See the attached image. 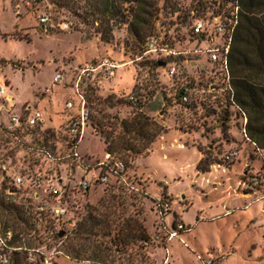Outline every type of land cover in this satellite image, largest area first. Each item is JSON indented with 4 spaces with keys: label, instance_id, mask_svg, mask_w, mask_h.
<instances>
[{
    "label": "rangeland",
    "instance_id": "rangeland-1",
    "mask_svg": "<svg viewBox=\"0 0 264 264\" xmlns=\"http://www.w3.org/2000/svg\"><path fill=\"white\" fill-rule=\"evenodd\" d=\"M51 1L60 3L54 21L67 23L68 29L43 33L20 0H0V84L11 88L17 100L15 111L21 105L36 107L45 119L40 131L49 129L48 147L55 154L65 153L63 103L77 106L75 81L80 69L107 61L113 66L111 74L90 75L77 88L86 101L90 122L75 151L90 165L104 163V140L114 141L120 122L135 114L148 117L147 138L157 135L142 155L125 150L111 154L126 164V179L121 183L91 187L86 194L77 193L76 188L68 192L63 201L65 219L73 227H65L67 236L62 240L54 239L52 227L46 226L48 214L33 226L34 231L25 232V239L32 240L30 248L41 252L26 253L28 262L203 264L210 259L215 264H264V182L257 189L245 184L264 171V151L242 137L241 116L234 106H227L226 77L219 63L210 62L206 54L207 49L225 45L215 28L227 24L206 18L202 36H192L191 28L201 18L181 23L175 19L178 13L172 12L183 11L192 0H158L152 37L159 47L167 43L168 50L147 53L143 46L139 54L133 51L126 25L114 24L109 43L100 39L99 14L92 12L88 0ZM56 73L64 79L55 85ZM184 90L187 105L180 100ZM133 139L144 144L143 138L125 136L128 145H133ZM231 151L237 156L222 163L221 157ZM12 159L17 161L18 154ZM200 159L204 162L198 170ZM223 164L227 168L218 166ZM51 168L45 165L42 173ZM100 173V168L91 169L90 175L77 169L71 187L83 177L90 180ZM61 174H66L64 166ZM27 198L23 192L0 194V223L10 225L7 207H20L25 217L32 218L36 205H28ZM159 203L170 205L162 218L155 211ZM174 217L184 230L170 239ZM79 223L85 231L73 237ZM34 234H42L41 241ZM139 234H145L149 242L136 240L129 247L116 244L120 235L130 239Z\"/></svg>",
    "mask_w": 264,
    "mask_h": 264
},
{
    "label": "trees",
    "instance_id": "trees-1",
    "mask_svg": "<svg viewBox=\"0 0 264 264\" xmlns=\"http://www.w3.org/2000/svg\"><path fill=\"white\" fill-rule=\"evenodd\" d=\"M88 1L91 4L90 8L92 9V12L94 11V14H99L97 21H99V26H101L102 29L99 27L97 34L104 43H109L112 40L114 24L118 26L126 25V33L128 38L131 40L133 51L139 54L143 52V46L145 47L146 40L149 37H152L155 30V24L158 20V0ZM54 4L56 7L60 6L59 2H55ZM183 9V11L179 9L172 10L174 14L178 13L175 19L181 23H190L197 17L201 18V20L197 21H202L206 18H209V20L216 18L221 22H225L223 24H227L229 28H232L231 39L226 56L227 70L225 71L220 67L227 81V106H234L241 116L242 137L254 146L256 150L264 151V0H192L191 4ZM192 28L190 31L192 36H202V33L194 34ZM162 45L169 46L167 43H163ZM206 54L209 58V54ZM209 61L211 62L210 58ZM185 90L182 91L180 95V100L183 105L188 104V102L184 103L182 101L183 97L188 96ZM151 111L153 112L156 110L153 109ZM223 112L225 117H227L228 110ZM18 113H20V109ZM148 122L149 119L144 114H135L130 120H122L120 122L121 131L117 134L115 140L110 143L107 141L108 137L104 140L106 145V154L111 156L114 152H121L125 150L132 153L133 156L142 155L145 151H147L148 145L153 142L154 137L157 135L156 132L155 135L147 138L149 135L147 134L145 128ZM44 124L45 119L43 124H41V127ZM48 130L49 129L46 131L39 130L40 136L43 139L36 143L38 146H46L47 141L50 138V134L47 133ZM131 134H133V136H137L138 138H143L144 144L135 143L134 141L136 139H133V145H128L125 140V136H130ZM223 156L221 157L222 163L226 164ZM203 162L204 159H200L197 165L198 170H200V165ZM123 164L126 171V164L124 162ZM224 164L218 166L227 168V165ZM201 171L204 170L202 169ZM124 176L126 179L125 173ZM121 182L122 181L120 180H116L111 184V186ZM9 190H12L13 193L9 194ZM22 192L29 193V191H15L12 189V187L8 185V181L3 179L0 173V194L10 196ZM41 196L43 195L40 194L39 198H41ZM38 199H28L30 200L28 205H34ZM65 199H67V197L61 200L60 203L64 204L63 201ZM44 200L47 201L48 199ZM5 210L10 215V225H3V228L9 229L12 232L13 241L11 244L21 243L26 249L30 248L32 246V240L25 239L24 233H29L32 230L34 231L33 226L39 224L40 222L42 223L44 217H47V214L49 216L45 219V224L46 226L52 227L50 228L51 231L54 228L55 218L49 213H36L35 206L31 210L33 214L32 218L29 216L25 217L23 210L17 206L12 208L7 207ZM65 216L60 221V224H57L62 228H64L65 224L69 222L65 219ZM82 226V223L77 224L73 237L83 234L85 229ZM176 226L177 222L174 217L171 227L172 229H175ZM45 229L47 230V228ZM60 232L54 234L53 238L62 240L63 237L67 236L65 234L63 237L59 238L58 234ZM34 233L37 232L35 231ZM33 237L41 241L42 234H34ZM136 240H141L145 243L149 242V238L145 234L142 236L140 234L138 236L132 235L130 239H127L125 235H120L116 244L122 245L123 247H129L130 245H133V242ZM162 245H165V242L162 241ZM71 250H73V248ZM74 260L77 261L75 258ZM93 263L101 264L99 261H93ZM10 264L33 263L28 262L26 252H14L10 258Z\"/></svg>",
    "mask_w": 264,
    "mask_h": 264
},
{
    "label": "built area",
    "instance_id": "built-area-1",
    "mask_svg": "<svg viewBox=\"0 0 264 264\" xmlns=\"http://www.w3.org/2000/svg\"><path fill=\"white\" fill-rule=\"evenodd\" d=\"M20 2L26 11L35 17L41 32L50 33L53 29L66 30L69 28L67 23L54 21L56 5L51 0H20ZM192 29L194 34H201L205 30V23L197 21L193 24ZM215 32L224 37L225 45L207 49L206 53L209 54L211 62L219 63L220 67L226 71V56L232 28L219 24L216 25ZM145 48L147 53L167 52L168 50L167 45L159 47L154 37L148 39ZM112 67L109 62L103 61L97 65H86L79 70L75 81L77 106L74 109L71 101H65L62 107L66 113L63 121L65 153L58 152L55 154V150L48 147L50 142H47L45 147L36 144L41 140L39 130L44 122L43 114L32 105H21L20 113L16 112L17 100L11 88L8 85L0 84V173L15 191H29L28 199L35 200L40 197V194L43 195L34 204L37 205L35 212L38 214L49 213L55 218V225L51 231L52 235L64 231L65 227L67 229L73 227L69 222L65 224L64 228L57 225L67 213L66 206L60 201L68 196V192L76 188L77 193L86 194L93 186L111 185L116 180L124 181L125 179V166L121 160L105 154L106 161L104 163L98 162L95 165H90L75 151L77 143L82 139L84 129L90 122V113L86 101L77 88L82 80L87 79L90 75L94 76L100 72L111 74ZM169 73L173 75L175 68L171 67ZM63 79L61 73H56L53 83L59 84ZM44 92L48 93L49 89H45ZM182 101L187 103L188 97H183ZM16 153L18 160L14 161L12 157ZM236 156V151L228 152L223 156L224 162L230 163ZM45 165H51L53 168L49 169L47 173H42V168ZM62 166L65 167L66 174H61ZM93 168L101 169L99 176H94L90 180L83 177L75 186L71 187L70 179L75 170L80 169L88 174ZM263 182L264 171H259L245 184L250 189H257ZM8 193L12 194L13 192L9 190ZM262 197L264 198V196ZM155 211L159 218H162L170 211V205L159 203V205H155ZM180 230H184V226L177 224L176 228L172 229L169 238L177 236L176 232ZM154 238L157 239L158 237L155 236ZM12 241V232L9 229H4L0 223V264H10V258L14 252H26L29 256L32 253L41 254L37 249H26L21 243L11 244ZM203 264H215V262L209 259Z\"/></svg>",
    "mask_w": 264,
    "mask_h": 264
},
{
    "label": "water",
    "instance_id": "water-1",
    "mask_svg": "<svg viewBox=\"0 0 264 264\" xmlns=\"http://www.w3.org/2000/svg\"><path fill=\"white\" fill-rule=\"evenodd\" d=\"M65 235V232L61 231L59 234H58V237L61 238Z\"/></svg>",
    "mask_w": 264,
    "mask_h": 264
},
{
    "label": "crops",
    "instance_id": "crops-1",
    "mask_svg": "<svg viewBox=\"0 0 264 264\" xmlns=\"http://www.w3.org/2000/svg\"><path fill=\"white\" fill-rule=\"evenodd\" d=\"M153 110V109H152ZM152 112V111H151ZM171 224H172V222H171ZM179 224H181V223H179ZM166 227L168 228V226L166 225ZM172 228V227H171Z\"/></svg>",
    "mask_w": 264,
    "mask_h": 264
}]
</instances>
